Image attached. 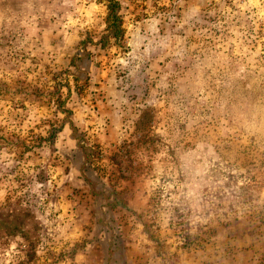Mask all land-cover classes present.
<instances>
[{"label": "rangeland", "instance_id": "374dc122", "mask_svg": "<svg viewBox=\"0 0 264 264\" xmlns=\"http://www.w3.org/2000/svg\"><path fill=\"white\" fill-rule=\"evenodd\" d=\"M0 264H264V0H0Z\"/></svg>", "mask_w": 264, "mask_h": 264}]
</instances>
